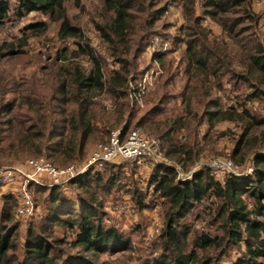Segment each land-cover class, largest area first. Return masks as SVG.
<instances>
[{
    "label": "trees",
    "instance_id": "trees-1",
    "mask_svg": "<svg viewBox=\"0 0 264 264\" xmlns=\"http://www.w3.org/2000/svg\"><path fill=\"white\" fill-rule=\"evenodd\" d=\"M66 1L0 0V26L10 11L18 16L39 11L58 22L59 39L78 38L77 49L64 47L45 69L50 79L45 85L47 94L7 98L9 91L0 92V168L38 157L55 166L82 162L93 142H104L112 129L121 126L124 133L138 128L156 137L162 156L188 171L209 142L213 128L230 122L239 130L232 158L239 165L252 152L250 173L228 172L219 179L205 166L182 180L174 166L152 164L147 183L162 207L164 221L157 234L162 253L145 264H219L229 248L241 245L245 254L238 264H264V117L246 105L254 99L264 100V42L251 31L258 19L251 0H200L204 12L232 40L235 54L227 52V44L210 41L201 31L193 14L195 0H179L188 21L173 35L175 45L185 44L181 57L185 82L176 94L180 103L169 108L163 105L176 96L168 97L166 89L175 87L171 82L179 69L162 54L157 56L161 78L164 76L160 91L144 110L130 97V83L142 72L136 70V59L144 43L165 26L160 21L165 6L156 5L155 0H102L101 20L95 25L109 57L119 63L118 68L106 69L105 57L91 47L80 27L70 23ZM72 1L78 4L79 0ZM45 28L42 21L26 27L41 32ZM245 31H249L247 41L241 37ZM12 47L9 44L10 53ZM79 56L87 59L88 66L79 62ZM225 76L233 87L247 88L229 105L216 95L224 88ZM204 122L206 131L200 135ZM126 167L107 163L65 186L29 185L34 206H41L42 212L36 214L41 221L28 225L22 242L16 238L17 199L2 193L0 264H97L99 254L129 245L127 237L103 221L105 196ZM136 202L140 209L151 207L145 195L140 194ZM197 206L202 213L186 220ZM199 222L209 228L197 229ZM54 228L69 231L72 238L64 243L68 247L63 248L53 236Z\"/></svg>",
    "mask_w": 264,
    "mask_h": 264
},
{
    "label": "rangeland",
    "instance_id": "rangeland-1",
    "mask_svg": "<svg viewBox=\"0 0 264 264\" xmlns=\"http://www.w3.org/2000/svg\"><path fill=\"white\" fill-rule=\"evenodd\" d=\"M12 3V2H11ZM158 6L164 5V14L161 17L163 25L158 28L147 41L140 55L136 59L137 71L140 74L137 77L134 85L142 88L141 98L138 101V106L141 110L146 109L155 101L160 88L159 83L162 69L160 68L158 55L165 54L166 58L173 59V63L178 65V75L174 77L171 84L175 87H167L170 95L175 96L178 91L183 88L185 77L182 76L184 64L181 63L182 52L185 44L175 45L173 43V35L179 33V29L184 27L188 21L182 3L179 0H155ZM102 0H79L78 4H74L72 0L65 2L66 13L71 24L81 28L85 38L89 44L98 53L105 57V68H118L119 63L115 62L108 55L106 43L102 41L95 21H100L98 16L102 9ZM251 10L258 16L257 23L252 26L255 36L260 42H264V0H251ZM201 6L200 0L194 1V17L198 18L202 32L207 33L208 40L217 39L221 41L223 46H227V52L236 53V48L232 45V40L226 36V32L222 27L207 15ZM8 19L0 26V92L9 91L6 94L7 98L18 97L19 94H27L31 98H35L36 94H47L46 82L50 81L49 76L44 71L51 65L55 54L64 47L67 50L77 49L76 42L78 38H67L61 40L57 36L58 22H54L47 15L39 11H32L22 16L13 14L12 11L8 14ZM137 16L140 14H136ZM44 22L46 28L43 32L39 29L28 30L26 27L37 22ZM158 21V24L161 23ZM249 31L242 34V38L247 41ZM8 44V46H7ZM9 44H12V52H9ZM227 44V45H226ZM233 56V55H232ZM79 62L88 66V61L84 56H79ZM153 71V73H152ZM44 80L45 83H44ZM223 90L216 95L220 98L222 104L229 105L233 103V97L240 92L247 91V88L233 87L232 83H227V77L223 78ZM19 99H16V102ZM180 97L168 98L163 103L165 107L179 105ZM162 105V104H161ZM162 105V106H163ZM249 110L261 117H264V100L254 99L247 104ZM113 130V129H112ZM206 131V122L200 126V135ZM239 130L230 122H220L213 128L212 136L209 142L205 145L202 154L192 164L191 169L184 171L180 168L182 176L187 175L194 167L197 170L207 166L211 173L216 178L221 179L227 171V168L233 169L234 174L243 175L246 171V166L252 162L253 153H247L241 164H237L232 158V149L235 143L236 135ZM105 136V141L108 138ZM98 142H93L91 148ZM87 153V155H88ZM86 155V156H87ZM168 165H172V161ZM84 161V160H83ZM82 161V162H83ZM81 163V162H79ZM117 164H126L127 167L121 169V174L116 181L114 187L109 194L105 196L103 206V221L107 227H115L124 237H127L129 245L121 250H116L112 253L104 252L95 258L97 264H145L147 260L154 259L161 255L162 251L157 240V234L163 226L162 207L160 199L152 194L151 187H148V178L151 173L153 163L135 164L128 161H121ZM215 168L214 171L212 168ZM227 167V168H226ZM229 170V169H228ZM74 190V189H73ZM69 191V193H71ZM73 193V192H72ZM145 195V200L151 204V207H138L136 198L140 195ZM41 206L38 205L35 216L32 219H16L19 222L17 230V240L22 242L25 236V230L28 225L34 221H41L38 216L41 213ZM38 213V215H36ZM202 213V207L197 206L189 214L186 220H193V216ZM197 229L207 230L209 227L205 222H199L195 226ZM213 231V228H211ZM60 239L59 244L65 248L68 247V240L72 238L69 231L54 228L53 236ZM245 254L244 246L229 248L228 252L223 255L219 264H238L237 261L243 258Z\"/></svg>",
    "mask_w": 264,
    "mask_h": 264
},
{
    "label": "built area",
    "instance_id": "built-area-1",
    "mask_svg": "<svg viewBox=\"0 0 264 264\" xmlns=\"http://www.w3.org/2000/svg\"><path fill=\"white\" fill-rule=\"evenodd\" d=\"M153 73V71H152ZM130 97L138 104L142 88L130 83ZM143 93V92H142ZM128 161L135 164L169 162L162 156L159 141L156 137L144 133L138 128H132L124 133L122 127L109 132L104 142L96 143L81 163H71L66 166H55L44 157L29 158L22 163H14L0 168V195L13 194L18 202L16 217L28 219L33 216L37 208L34 206L33 196L29 185L65 186L70 180L89 169H101L107 163ZM180 179L189 178L197 169L194 167L187 175L180 174L179 166L172 164ZM213 169V167H210ZM227 168V167H226ZM229 169V170H228ZM233 169L227 168L226 172ZM252 171V162L246 166L245 174Z\"/></svg>",
    "mask_w": 264,
    "mask_h": 264
}]
</instances>
